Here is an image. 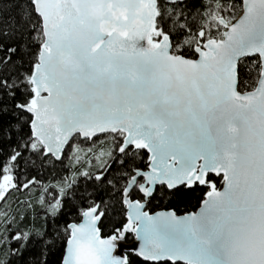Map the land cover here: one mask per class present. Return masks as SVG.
Listing matches in <instances>:
<instances>
[{"label": "water", "instance_id": "95a60500", "mask_svg": "<svg viewBox=\"0 0 264 264\" xmlns=\"http://www.w3.org/2000/svg\"><path fill=\"white\" fill-rule=\"evenodd\" d=\"M156 1L32 0L43 42L32 98L20 109L43 156L59 162L76 137L117 133L119 153L148 154L123 192L132 240L102 237L97 209H87L68 226L61 264H126L131 253L149 262L264 264V0H240L232 24L218 19L222 39L195 48L194 59L173 55L166 36L148 44ZM142 2L152 10L145 29L102 32V23L123 28ZM122 9L126 20L114 21ZM254 57L256 86L239 92L238 64ZM209 175L222 186L194 212L146 211L157 187L204 184ZM134 188L141 201L129 197Z\"/></svg>", "mask_w": 264, "mask_h": 264}, {"label": "trees", "instance_id": "16d2710c", "mask_svg": "<svg viewBox=\"0 0 264 264\" xmlns=\"http://www.w3.org/2000/svg\"><path fill=\"white\" fill-rule=\"evenodd\" d=\"M158 6V31L168 36L175 53L189 59L195 58V46L206 41L207 27L210 39L220 38L222 27L212 21L213 13L235 20L242 10L240 0H186L175 5L159 0ZM42 42L41 22L32 0H0V185L6 175L11 179L0 199V264H61L68 226L78 223L89 208H96L100 215L102 237L118 238L127 224L124 188L135 171L148 166L144 150L130 148L118 153L121 137L102 143L110 155L100 168L86 164L85 159L74 163L71 145L59 162L34 147L31 117L20 106L32 98L29 80ZM259 75L258 58L241 60L238 91H252ZM110 136L76 138L72 143L93 153L101 146L98 140ZM221 186V176L209 175L204 184L174 190L157 187L146 211L194 212L208 193ZM129 197L142 200L137 189ZM55 205L56 212L52 209ZM131 240L132 235L125 232L123 242ZM126 264L181 263L149 262L131 253Z\"/></svg>", "mask_w": 264, "mask_h": 264}, {"label": "rangeland", "instance_id": "374dc122", "mask_svg": "<svg viewBox=\"0 0 264 264\" xmlns=\"http://www.w3.org/2000/svg\"><path fill=\"white\" fill-rule=\"evenodd\" d=\"M220 12V10L218 11ZM221 13V12H220ZM220 13H213L211 16L212 21L215 20L216 23V19H223L224 21H226L228 24H232L234 22V19H232L229 15H221ZM102 30H104V26L101 27ZM222 31L220 32V37H222L223 31L224 29L221 28ZM210 30L208 27L205 31V36H207V39H210L209 35L210 33H208ZM109 29L105 26V32H108ZM165 35V34H163ZM167 38L168 36L165 35ZM162 39L159 38L157 41L153 42L152 45L158 44V42ZM169 39V38H168ZM206 39V40H207ZM219 36L216 38H213V40H218ZM170 41V40H169ZM171 44V42H170ZM195 47H200L199 45H196ZM171 52L173 55L179 56V54L175 53V51L172 48L171 45ZM118 138L121 137L122 135H111L109 138H104V139H99L98 142L101 143V146L98 147V149L96 151H94L93 153L91 152V150L89 148L86 147H82V146H77L75 143H71V154L74 155V163H76L77 161L81 160V159H85V163L86 164H95V166H98L99 168L102 167V165L106 162L108 156L110 155V152L107 151V148L104 149V145L102 146V143H104V141L110 139V138ZM73 141V140H72ZM36 145L34 146L35 148H37L38 146L40 147V145L38 144V142H35ZM65 153V152H64ZM64 155V154H63ZM10 177L8 175H6L0 185V199L2 198V196L4 195L5 191L7 190V188L10 186ZM53 211L56 212L58 209V206L55 205L52 207Z\"/></svg>", "mask_w": 264, "mask_h": 264}, {"label": "flooded vegetation", "instance_id": "af4514ba", "mask_svg": "<svg viewBox=\"0 0 264 264\" xmlns=\"http://www.w3.org/2000/svg\"><path fill=\"white\" fill-rule=\"evenodd\" d=\"M167 0H164V4L166 3ZM158 2L159 0L156 1V15L154 17L153 20V32L151 33L149 40L151 43L157 41L159 38H161V35H159L158 30L156 28L157 26V20H158V16H159V6H158ZM169 5V4H168ZM126 9H122V10H117L115 11L112 15L114 17V19H117L119 17H121L124 21L126 20ZM152 17V10L151 8L147 7V3L142 2L139 6V8L137 9V11L135 12L132 20L127 23L124 24L123 28L121 27H115L114 23H103L102 25L106 26L109 31L108 32H118L120 35L122 36H126L127 33H129L132 29H145L146 28V22L147 20H149Z\"/></svg>", "mask_w": 264, "mask_h": 264}, {"label": "bare ground", "instance_id": "6f19581e", "mask_svg": "<svg viewBox=\"0 0 264 264\" xmlns=\"http://www.w3.org/2000/svg\"><path fill=\"white\" fill-rule=\"evenodd\" d=\"M189 59V58H188Z\"/></svg>", "mask_w": 264, "mask_h": 264}]
</instances>
